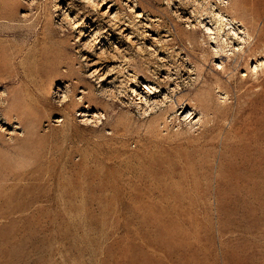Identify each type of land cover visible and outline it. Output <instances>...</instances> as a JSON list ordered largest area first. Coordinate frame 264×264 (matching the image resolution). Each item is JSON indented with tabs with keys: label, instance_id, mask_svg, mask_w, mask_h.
<instances>
[{
	"label": "rangeland",
	"instance_id": "rangeland-1",
	"mask_svg": "<svg viewBox=\"0 0 264 264\" xmlns=\"http://www.w3.org/2000/svg\"><path fill=\"white\" fill-rule=\"evenodd\" d=\"M92 1L0 0V264H264V0Z\"/></svg>",
	"mask_w": 264,
	"mask_h": 264
},
{
	"label": "bare ground",
	"instance_id": "bare-ground-1",
	"mask_svg": "<svg viewBox=\"0 0 264 264\" xmlns=\"http://www.w3.org/2000/svg\"><path fill=\"white\" fill-rule=\"evenodd\" d=\"M87 1H91L93 4H96L97 5V3L95 2V1H92V0H87ZM102 1H104V0H102ZM111 5L110 6H108V10H106L104 13H103V15H108L109 16V12L111 11L110 9H111ZM129 7V6H128ZM130 8V7H129ZM117 13V12H116ZM216 16H217V18L220 20V21H222L221 23H224L225 22V24L226 25H228L229 26V28H228V31H230V32H232L231 34H232V36L234 37V39L236 38L237 40L239 39V40H243L242 39V37L240 36H238V35H240V34H242V33H244V32H242L241 31V29H235L232 25L235 23V22H233V24L231 23V21L228 19V17H225V16H223V15H219V13L218 14H215ZM110 21H112L113 23H112V27L113 28H115L116 30H119V31H128V30H130L132 27H134L136 24H135V22L133 21V18L130 16V17H128V18H125V19H122V21H121V17L118 15V14H116L114 17H111V20ZM122 26H124L123 28H122ZM122 28V29H121ZM204 28H205V30H206V34L207 35H209V37L211 36V35H213L214 33H213V31H212V29L210 28V27H208L207 25H204ZM90 31H92L91 29H90ZM131 34H134V33H131ZM245 34V33H244ZM127 35H129V34H127ZM214 36V35H213ZM228 36V35H227ZM212 37V36H211ZM247 37V36H246ZM127 38H129V36H127ZM217 38V37H216ZM249 38V37H248ZM215 39V38H214ZM213 39V40H214ZM224 39H222V41H223ZM238 40V41H239ZM264 40V39H263ZM225 41H227V39L225 40ZM241 41H240V43H241ZM258 42V41H257ZM233 43H232V41L231 42H223V46H220V45H216V47H214L213 49H214V58H218V59H223V58H225V59H228V61L231 59H235V61H234V64H233V67H232V69L234 70V72H236V70H237V68L238 67H241V66H246L247 67V69L250 71V73H254V74H256L259 70H261V72H264V59L263 60H257V59H260V58H263L264 57V43H263V45H262V47L260 48L261 49V51H256V52H253V50H255V47L253 48V50H251L252 49V47H251V49H249L248 51H247V53L245 54L244 53V50H242V48L240 47H238L237 45H232ZM256 45H258V43H256ZM241 50V51H240ZM238 51H240L239 52V54H237V52ZM259 55H261V56H258V54ZM237 54V55H236ZM258 56V57H257ZM249 60H251V62L250 63H253L254 62V60H255V63L253 64V65H251L250 64V66L249 65H247V63L249 62ZM240 61V63H238ZM134 65V64H133ZM231 67L228 65V63H223V61L221 60V62H218L217 64H216V70H218L219 72V76L220 77H223L222 76V74H220V73H227L228 72V70L230 69ZM169 69V68H168ZM98 73L99 72H97V70H94V72H92L91 74H89V78H93V77H96V78H99L100 76H98ZM249 76H250V74L248 75V74H243L242 75V77L243 78H240L239 76H237V74H232V76H231V78L232 79H234V80H237V79H241V82L243 83V82H246V81H248L249 80ZM207 77V76H206ZM208 81V80H207ZM218 80H216V82H217ZM209 82V81H208ZM216 82H214V83H216ZM238 82V81H237ZM221 84V83H220ZM239 85V84H238ZM176 87H178V84H176L175 85ZM210 88H212V84L211 83H207V92H210ZM153 90H155V87H150V83H149V85H145L144 86V88L142 89V92H144V93H149V98L148 97H142L140 94V92H137L136 91V89H132V93H134V96H136V99L137 100H140V101H138L137 103H136V107H137V110H139L140 112H141V115H147V114H149V113H151L153 110V106L155 107V105H158L159 107L160 106H162V105H164L166 102H168V101H172V97L174 96H170L169 94H163V98L161 99V100H159V101H155V103H154V105H150L149 104V101H150V95L152 94V91ZM156 92H158L157 90H155V92H153V95L156 93ZM173 92H174V90H173ZM81 93H83V92H81ZM219 93V96H220V99H224V98H226V96H225V94L224 93H222V92H218ZM61 101H62V103H67V102H74L73 101V99H72V97L71 96H68V95H66V94H64V93H62V95H61ZM86 99V96H85V94L83 95V96H81V97H79L78 98V100H79V103L80 104H82L83 102H84V100ZM181 99H182V97L179 99V98H175V101L174 102H172L173 103V105L175 106H179L180 104H182V103H180V101H181ZM191 100L192 101H194V105L192 106L194 109H190V110H188V111H186L185 112V119H194V116H193V114L195 113L194 111H195V109H198L199 110V112H200V114L202 115V116H204L205 115V112H204V110L202 109L203 107V104L201 103V101H200V99H199V97L198 96H195V97H193V98H191ZM64 101V102H63ZM175 106V107H176ZM181 107H184V104H183V106H181ZM180 107V109H182ZM85 110V109H84ZM194 110V111H193ZM149 112V113H148ZM183 113V112H182ZM78 116L79 117H87V116H89L88 115V113H84V112H81V113H79L78 114ZM100 118H102V115L101 114H97V113H93L92 114V116H90V119L91 120H89V121H91L92 122V119H93V122L95 121V122H97ZM61 119V118H60ZM86 120L87 119H85V120H83V121H85L86 122ZM60 122V121H62V120H57V122ZM88 121V120H87Z\"/></svg>",
	"mask_w": 264,
	"mask_h": 264
}]
</instances>
